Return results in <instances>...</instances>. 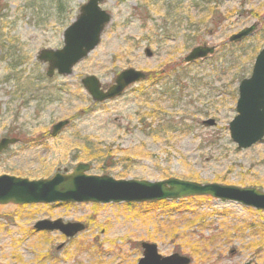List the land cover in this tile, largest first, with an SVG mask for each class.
I'll return each instance as SVG.
<instances>
[{
	"label": "rangeland",
	"instance_id": "1",
	"mask_svg": "<svg viewBox=\"0 0 264 264\" xmlns=\"http://www.w3.org/2000/svg\"><path fill=\"white\" fill-rule=\"evenodd\" d=\"M87 1L0 0V127H28L25 143L0 156V175L47 179L88 164L89 175L116 180L178 179L264 192V140L240 151L228 128L238 84L264 48V0H109L102 8L112 21L100 45L71 76L50 81L38 52L63 47L64 31ZM254 24L244 42L228 43ZM202 44L215 53L185 64ZM127 69L149 80L112 101L94 103L81 84L94 76L106 89ZM67 119L61 136L47 137ZM210 119L214 127L203 125ZM175 206L181 210L169 209ZM42 220L85 229L73 238L37 232ZM142 243L191 264H264V211L208 196L168 207L0 206V264H138Z\"/></svg>",
	"mask_w": 264,
	"mask_h": 264
},
{
	"label": "water",
	"instance_id": "2",
	"mask_svg": "<svg viewBox=\"0 0 264 264\" xmlns=\"http://www.w3.org/2000/svg\"><path fill=\"white\" fill-rule=\"evenodd\" d=\"M108 0H88L80 7L75 21L63 34V48L60 50L43 49L37 59L48 64L47 76L53 77L55 72L61 76L73 74L74 67L86 59L101 43L102 35L110 24L112 16L101 8ZM256 29L252 26L233 35L230 42H241ZM139 40V39H137ZM215 47L198 46L185 58L186 63L207 58L213 55ZM152 57L150 50L145 51ZM146 74L128 69L120 73L114 85L106 92L98 79L88 76L82 85L91 95L94 102L102 103L121 96L126 88L144 80ZM236 105L237 115L229 124L231 140L238 150H246L264 139V49L257 55L250 78L239 85ZM69 121L54 126L55 136L63 130ZM203 125L212 127L213 119ZM16 140L3 139L0 152ZM90 165L79 164L70 174H56L51 179L31 181L13 176H0V205L53 204V203H146L167 200H179L196 196H210L215 199L235 202L248 208L264 211V192L257 189H242L219 184L200 185L198 183L169 179L160 182L116 180L109 176H91L87 173ZM37 231H60L67 238L74 237L84 230L82 224H63L40 221L35 225ZM61 248V247H59ZM143 257L138 264H190L187 257L174 254L163 257L154 244L143 243ZM252 264V263H246Z\"/></svg>",
	"mask_w": 264,
	"mask_h": 264
},
{
	"label": "flooded vegetation",
	"instance_id": "3",
	"mask_svg": "<svg viewBox=\"0 0 264 264\" xmlns=\"http://www.w3.org/2000/svg\"><path fill=\"white\" fill-rule=\"evenodd\" d=\"M202 45H206V44H202ZM47 70V69H46ZM55 76L56 75H54L53 77H47L50 81L52 80V79H56L55 78ZM58 76V75H57ZM59 77H63V76H59ZM148 80H149V78H148ZM239 85V84H238ZM28 89V88H27ZM26 89V90H27ZM1 106H0V116H1ZM211 120V119H210ZM215 124H216V122H215ZM54 126V125H53ZM51 127V129L49 130V131H47L46 132V134H47V137H51V138H57V137H59V136H61L62 135V132L60 133V134H57V135H53L52 134V131H53V129H54V127ZM0 129H3V126L2 127H0ZM10 129L11 130H9V131H7V129L6 128H4L3 130L5 131L4 132V134L3 135H1L0 136V140L1 139H3V138H7V139H18V143H16V144H14V145H9V147L6 149V151H4L3 152V154H6V153H8V152H10V149L11 148H13V147H17V146H19V145H22V144H24L25 143V141L24 140H26V139H28V135L26 136V135H24L23 134V132H24V130L25 129H28V127H22V126H12V127H10ZM42 139H44V136L42 137ZM3 154H1V155H3ZM65 170V169H64ZM64 170H60V169H58L57 171H56V173H58V172H62V171H64ZM55 173V174H56ZM85 226V225H84Z\"/></svg>",
	"mask_w": 264,
	"mask_h": 264
},
{
	"label": "trees",
	"instance_id": "4",
	"mask_svg": "<svg viewBox=\"0 0 264 264\" xmlns=\"http://www.w3.org/2000/svg\"><path fill=\"white\" fill-rule=\"evenodd\" d=\"M172 203H174V202H168V201H164V202H159V203H147L148 205H155V206H162V207H168L169 206V204H172ZM146 204V205H147ZM170 210H177V212H179V210H181V207H170L169 208ZM259 247V246H258ZM259 248H263L262 246L261 247H259Z\"/></svg>",
	"mask_w": 264,
	"mask_h": 264
}]
</instances>
